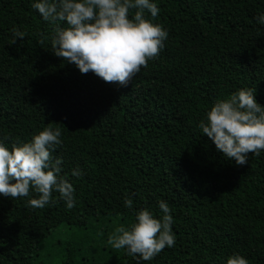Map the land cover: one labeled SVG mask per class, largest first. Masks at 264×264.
<instances>
[{
    "label": "trees",
    "instance_id": "1",
    "mask_svg": "<svg viewBox=\"0 0 264 264\" xmlns=\"http://www.w3.org/2000/svg\"><path fill=\"white\" fill-rule=\"evenodd\" d=\"M32 2L0 0V140L11 149L59 127L52 156L76 206L54 192L32 208L31 188L0 195V264H137L108 238L141 209L159 218L160 200L176 242L140 264H226L233 254L264 264V151L237 165L198 127L240 89L264 106V0H155L153 23L168 38L126 86L54 55L51 36L66 22L44 21ZM14 28L25 33L15 43ZM77 166L83 175L73 177Z\"/></svg>",
    "mask_w": 264,
    "mask_h": 264
},
{
    "label": "clouds",
    "instance_id": "2",
    "mask_svg": "<svg viewBox=\"0 0 264 264\" xmlns=\"http://www.w3.org/2000/svg\"><path fill=\"white\" fill-rule=\"evenodd\" d=\"M32 9L53 24L63 23L51 36L54 55L74 64L81 74L93 72L105 82L126 86L133 77L157 57L168 38L167 30L153 23L159 14L155 0H33ZM135 10L130 18V11ZM152 19H148L145 13ZM264 25V13L257 16ZM16 39L25 33L12 29ZM43 41H41L42 43ZM225 159L237 165L248 162V154L264 151V106L255 98V90L240 89L227 99L217 100L198 125ZM61 130L51 126L35 134L31 141L13 144L11 149L0 140V195L9 198L28 196L30 188L39 194L28 201L32 208L43 209L59 193L66 208L76 206L75 189L61 175L62 159H53L56 146L62 144ZM73 177L83 175L77 166ZM132 208L133 201L125 199ZM162 215L157 218L148 209L135 214L130 227L120 226L109 236L114 249H124L140 261H151L166 247L175 245L173 216L166 201H158ZM226 264H248L240 255L229 256Z\"/></svg>",
    "mask_w": 264,
    "mask_h": 264
}]
</instances>
